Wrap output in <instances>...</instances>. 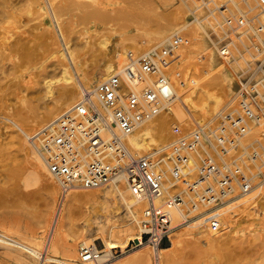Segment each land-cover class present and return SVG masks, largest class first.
Segmentation results:
<instances>
[{
    "label": "rangeland",
    "instance_id": "374dc122",
    "mask_svg": "<svg viewBox=\"0 0 264 264\" xmlns=\"http://www.w3.org/2000/svg\"><path fill=\"white\" fill-rule=\"evenodd\" d=\"M220 2L214 0L216 5ZM198 3L199 0H0V12L7 9L12 12L6 17L0 16V264H19L15 261L18 257L29 259L33 264L39 261L30 250H26L30 246L29 240L42 235L39 215L46 203L42 181L34 180L28 154L29 149L33 151L31 140L34 139L29 137L46 125L40 122L44 119V111L36 110L37 101L34 96L39 89L42 93L50 90L45 97L49 99L63 85L74 89V97L82 96V86L69 84L71 80L68 83L59 73L43 79L44 71L56 60L50 31L63 30L75 60L70 68L72 78L79 81L88 76L85 79H92L91 85H95L99 77L94 73L108 61L115 62V69L126 64V54L124 61L120 57L114 58V49H121L122 43L126 52L132 50L135 55H140L146 51H160L170 43L174 35L188 41L178 48L176 52H181V55L170 65L175 72L183 73L185 77L193 74L197 81L202 77L206 82L210 80L212 85L209 87L217 92L219 103L217 106L211 105L207 113L190 112L188 108H183L186 109H182L183 112L188 114L179 123L173 119L169 111L171 107L168 110L164 107L158 118L165 121L164 131L154 136L146 150H140L147 154L160 146L171 145L191 131L194 122L210 120L223 110L236 91L238 81L232 88L223 84L220 78L214 79L219 63L229 73L232 66L240 78V75L247 73L245 68L249 64L246 63L249 54L242 46H237V53L232 60L227 63L221 60L217 53L218 45L223 39L233 38L234 35L227 30L228 34L218 41L214 34L216 31L204 20L202 24L207 33L202 31L199 27V14L208 9H196ZM208 4L211 8L215 6L213 2ZM214 12L221 21L218 9ZM194 17H198V20ZM159 30L168 34V38L164 43L155 45V36ZM208 53L213 56L211 64ZM166 71L168 74V69ZM190 78L186 82L190 83ZM43 81L47 82L46 86ZM179 104L176 99L172 103L173 109ZM35 142L38 144V139ZM50 181L59 188L58 183ZM57 188L52 197L54 207L61 192ZM175 189L172 191L187 198L179 186L176 185ZM247 198L234 200L212 215H200L175 229L170 236L178 240L172 264H264V182ZM126 214L122 210L114 218L124 221ZM138 214L141 215V211ZM185 214L192 215L188 209H185ZM140 215H137L138 219ZM209 216L220 222L215 231L205 227ZM202 222L203 225L200 224ZM132 232H139L138 223L134 224ZM98 234L95 224L84 225L78 220L68 224L63 231L58 256L73 257L83 262L79 259L80 244L88 246L95 242L101 249L103 243L97 237ZM177 234H180L178 238ZM170 238L161 247L170 245ZM121 239L126 240V252L133 249L136 240L132 241L126 235ZM143 250L151 251L152 254L153 249L147 245ZM111 252L115 256L112 258L111 253L108 257L112 260L103 264H118L125 259V252L119 247Z\"/></svg>",
    "mask_w": 264,
    "mask_h": 264
},
{
    "label": "built area",
    "instance_id": "2783aa9c",
    "mask_svg": "<svg viewBox=\"0 0 264 264\" xmlns=\"http://www.w3.org/2000/svg\"><path fill=\"white\" fill-rule=\"evenodd\" d=\"M241 1L244 12L226 25L233 40L223 39L217 53L221 60H230L234 46H242L250 53L247 73L240 75L236 91L212 119L194 122V128L171 145L141 156L131 154L126 143L139 123L156 117L174 98L166 70L178 57V48L188 43L174 35L160 51L140 55L128 51L122 69L95 86L98 101L112 112L110 120L85 92L50 127L42 129L38 144L34 143L62 194L71 189H97L125 176L129 188L146 200L140 239L134 247L142 241L157 249L178 227L231 199L249 195L264 182V0ZM225 7L226 3L218 5V9ZM122 75L138 89L126 88ZM166 163L172 181L187 198L175 191L164 194L161 166ZM173 209L184 213L188 209L192 215L174 223ZM208 226L215 230L219 224ZM102 256L96 245L79 249L84 262L94 264Z\"/></svg>",
    "mask_w": 264,
    "mask_h": 264
},
{
    "label": "bare ground",
    "instance_id": "6f19581e",
    "mask_svg": "<svg viewBox=\"0 0 264 264\" xmlns=\"http://www.w3.org/2000/svg\"><path fill=\"white\" fill-rule=\"evenodd\" d=\"M193 1L196 2V0ZM220 1H221L220 3H226L225 9H218V5L214 3V0H199V3L196 4V9L199 8L200 10L204 7L208 9V11L204 12L203 14L201 15L199 14L200 29H202V31L207 33V31H205L204 29V25L202 24L203 20L206 21V23L210 27H212L213 30L216 31L214 34L217 36L218 41L222 39V37L225 36V34H228V32L226 31V25H228L231 18L235 17V15H237L238 13L244 12L245 10L243 6L244 4L241 0H220ZM210 2H213V4H215L213 8L209 6L208 3ZM215 9H218L219 13L221 14L220 16L221 21H219V17L217 16V14H215L214 12ZM10 10L11 9L1 11L0 16L6 17L10 13L12 14ZM195 18L196 17H194V19ZM197 18L196 20H198ZM212 20L215 22L213 23ZM62 31L63 30L61 29L60 30L56 29L54 31L53 30L50 31L49 33L51 44L55 46L54 52H55L56 60L54 61L53 64L47 67V70L44 71L45 74L43 79H46L50 75L59 73L60 76L64 78L63 80L68 81V83L69 80H71L69 84L73 86L78 84L79 87L82 86L80 87V92L82 94L88 92L91 95V98L96 108L108 120H110L112 112L111 110L104 107L98 101L94 92V88L95 85H97L101 80L107 78L113 72H115L116 67H114L113 64L115 62L108 61L98 72L94 73V75H97V77L99 75L98 79L95 80L96 81L95 85H91L92 79L89 80L85 79L88 76L87 77L85 76V78L83 77L82 78L83 80L81 79L82 81L80 79L79 81L73 79L70 74V68L72 65L75 64V60L73 58L71 50L67 46L66 36ZM167 38H168V34L165 35L164 33H162V31L159 30L157 32V35L155 36V45L164 43L167 40ZM213 43L215 45V42ZM234 48H235V52H233L232 59L237 53V49H238L237 45H235ZM114 50H115L114 58L120 57L121 60L123 59L124 61L125 54L127 55L126 47L124 43H122L121 49L118 48ZM147 53L148 51L144 52L143 54H147ZM209 53L207 57L211 64L213 62V56ZM239 53L242 52L240 51ZM180 55L181 52L180 53L178 52V56ZM181 58L182 57H180L179 59ZM222 61L227 63V61L229 60H222ZM246 63L247 64L249 63V58ZM221 67L222 64L219 63L217 66L218 69L216 68L217 70L213 78L214 79L215 77L220 78L223 84L225 85L227 84L229 87L232 88L235 87L236 81H238V84L236 85L237 87L240 84L241 79L236 73V71L233 69V67L230 66L231 73L225 72ZM182 74L175 72L174 69H172V65L168 66V76L171 82V89L172 92L174 93V98L169 103L166 102L167 104L165 107L167 110L171 107L169 111H171L173 115V119H175L177 123H179L182 120L183 116L185 117V115L188 114V112L187 114H185L186 112L185 113L183 112L184 110L183 108L186 109L188 108L189 111L192 110L194 112L207 113L211 105L214 104L215 106H217V104L219 103V96L217 92L213 91L209 87L212 85V83H209L210 80L206 82V79L202 77V79L200 78L198 82L194 77L195 75L189 74L188 77H185ZM121 78L126 81L125 84L126 88L134 89V90L138 89L137 85H132L130 82H128L125 79L123 75L121 76ZM187 78H190V83L186 82ZM200 80L202 81L200 82ZM46 83L47 82L43 81V85L45 84L46 86ZM145 83L150 84L151 80H146ZM49 91L50 90L47 91L44 90L45 93H42L41 90L39 89L37 93L35 92L36 94L34 96L35 101H37V104L35 106L36 110L43 109L44 111V116H43L44 119L43 120L41 119L42 121H40L43 122V124H46L43 127V129L45 127H50L58 117V113L63 109L65 110L69 109L75 102H77L80 99L81 96V95H77V97H74L75 96L74 89L68 87L67 85H63L60 90H58L54 95L51 96V98L45 99L47 94H49ZM176 99L178 100V104L179 103L180 104L179 106L175 107V109H173L174 105L172 106V103H174ZM160 114H158L156 117H154L153 119L147 122L139 123L137 128L134 129V131L126 137V143L131 149V154L136 156L144 155L145 153L140 152V150H146L149 147V143L154 140V136L159 131L161 132L164 131L163 128L165 126V121L158 120ZM40 132L41 130L36 132L31 137H29L31 139L32 137H34V139L31 140V144H32L31 147L33 151L31 152L29 149L28 154L30 155L31 158L30 160L33 166L32 176L34 180L42 181L43 190L45 192L46 203L44 209L39 215V223H41L40 228L42 229V235L40 234V236L37 237L32 236L33 238L28 241L30 246L27 248L29 249H26L27 252L31 251L30 253H32V255L38 257L39 260L38 264H44V263L93 264L92 262L89 261L87 262L76 261V259H74L73 257L66 258L64 256L65 258L64 257L60 258L58 256V249L62 242L63 231L68 224L73 223L76 220L81 221L82 223H84V225L95 224L97 227V230L99 232L97 237H100L103 243V247L101 248V251L103 252V256L98 260L97 263L94 264H103L110 261V259L112 260L113 257L111 258L108 256H110V254L112 253L111 252L112 249L117 247H119L123 253L125 252V254L123 255V258L125 259L118 264H172L173 263L174 260L173 257H174V253L176 252L175 249L177 247L178 240H174L172 238H170V245L166 247H158L157 249H153L152 254L151 251L149 252L148 250H143L145 247H147V244L142 241L141 243H139V245H136L135 247L133 246L132 250H129L127 252L126 250H124L126 246L125 245L126 240L121 239L123 235H126L132 241L135 240L137 241V239H140V234H141L140 222H141L143 209L146 206V200L143 196L139 194H135L129 188L127 184V180L123 175L118 176L110 184L97 189L83 190V191L80 189H71L63 194L60 192V196L54 207L52 197H53V192L56 191L57 186L56 184L53 185L50 180L55 181L56 183H58V185L59 182L48 172L46 164L42 159L40 152L38 151L36 145H34V143H36L35 140L37 139L39 140L38 134ZM26 134L28 135V133ZM104 135L107 136L106 134ZM192 161L194 164L193 167L196 168V161L193 159ZM161 170H162L161 171L162 187L164 188V193L169 194L170 192H172V190L177 189V188L175 189L176 185L174 184V182L171 179V176L169 175L170 165L166 163V165H164L163 167L161 166ZM58 187L59 188L57 189L60 190V186ZM254 191H252L249 195L241 198H247V197L250 198V196L253 195ZM237 199L229 200L223 205L213 209L212 210L213 212H209V214L215 213L219 209L228 206L230 203H232L234 200ZM247 199L244 200L246 201ZM159 200L161 199H158L157 201ZM241 203L244 202L242 201ZM241 203H236L235 205H239ZM122 210H125L127 213L124 216L126 220L118 221L114 218V215L120 214ZM139 211H141V215L138 214ZM77 214H79V216H76ZM137 215H140L139 219ZM171 217H172V222L176 223V221L179 222L180 218L183 219L184 217H188V215H186L184 211L182 212V210L173 209L171 212ZM207 220L209 221L208 223H206L205 226L206 229H209L208 225L211 226V222L215 224H217L218 222L220 226L219 220L215 217L209 216ZM135 223H138L139 226V232L137 234H134L132 232ZM203 223L204 222L200 224L203 225ZM179 236L180 234H177V238ZM92 245H96L95 242H92ZM41 246H42L41 249L42 251L40 250ZM83 246H87V245L81 243L79 247L81 248ZM25 247L26 246H24V248ZM15 261H18L19 264H33L31 260L26 258L18 257L17 260Z\"/></svg>",
    "mask_w": 264,
    "mask_h": 264
}]
</instances>
